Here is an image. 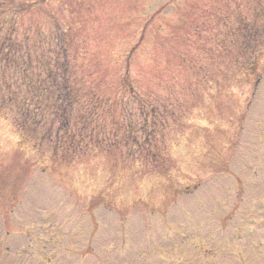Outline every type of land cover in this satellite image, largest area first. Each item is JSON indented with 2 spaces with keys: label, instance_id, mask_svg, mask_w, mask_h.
I'll use <instances>...</instances> for the list:
<instances>
[{
  "label": "rangeland",
  "instance_id": "obj_1",
  "mask_svg": "<svg viewBox=\"0 0 264 264\" xmlns=\"http://www.w3.org/2000/svg\"><path fill=\"white\" fill-rule=\"evenodd\" d=\"M0 264H264V0H0Z\"/></svg>",
  "mask_w": 264,
  "mask_h": 264
},
{
  "label": "trees",
  "instance_id": "obj_2",
  "mask_svg": "<svg viewBox=\"0 0 264 264\" xmlns=\"http://www.w3.org/2000/svg\"><path fill=\"white\" fill-rule=\"evenodd\" d=\"M12 3H14L13 1H12ZM26 6H28V4L27 3H25V2H18V4L15 6V7H17L16 8V13L18 12V13H24L25 11H30V10H32V8H28V7H26ZM57 63L58 62H56V64H55V68H57ZM22 64H24V62H22ZM63 64V62L62 63H60V65L59 66H61ZM28 66H29V68H32V66H31V64L30 63H28ZM65 66H67V62H65ZM56 75V74H55ZM56 77H58V76H56ZM56 77L55 78H52L54 81H51V85L49 86V88L50 89H52V88H55L57 91H58V94L57 93H53V95L52 96H50L49 97V105H46V103H42L41 102V99H36V97H38V96H36L35 97V102H34V104H35V106H36V110L35 111H39V110H41L42 108H47L48 106L49 107H51V110H52V113L53 114H55V115H58V116H60V109L64 112V108L65 107H63L64 105H65V103L66 104H70L71 103V105L70 106H73L74 105V103H75V93L73 92V91H71V88H70V86L69 87H62V86H58V85H56ZM5 78V77H4ZM10 79H11V77H10ZM65 82H66V80H65ZM125 82V81H124ZM41 84H43V83H41ZM125 85V84H124ZM57 86V87H56ZM28 89L29 90H31V84H29L28 85ZM34 89H37V86L35 85L34 86V88H33V90ZM113 103L114 104H116V102H114L113 101ZM110 104H111V100H110ZM48 107V108H49ZM65 114H63L62 116H64ZM21 126V125H20ZM24 131V130H23ZM96 139H95V141H96V144L98 145V146H100L102 143H104V139H102V138H100L99 136H98V133H96ZM20 143H24V141H25V139L27 138V136H26V134L24 133V132H22L20 135ZM112 138H114V140H113V142L111 143V144H114V145H116V143H117V139H116V137H118L119 136V134H118V132L117 131H115V132H113V133H111V135H110ZM72 137H74V134L72 135ZM76 142V140H74V139H72V141H71V143H70V148L71 147H73ZM72 144V145H71ZM69 148V149H70ZM78 148H80V146H79V144H78ZM78 148H74L73 147V149H71L72 150V152H70V157L69 158H65V160H66V162H68V163H71V162H74V161H76V159H77V157L79 156L78 154V152H79V150H78ZM109 148H113L114 149V146H110ZM78 150V151H77ZM154 156H157V157H161V155H158V152L156 151V150H154L153 151V157ZM158 158V159H159ZM166 158H167V156H166ZM156 163H158L159 164V162L157 161ZM112 168H113V166H112ZM113 169H115V166H114V168ZM166 180H168L167 178H166ZM165 183V182H164ZM169 185H170V188H168V190H169V192L170 191H173V194H175V192H176V188H178L177 186H176V184H175V191H174V189H173V185L172 184H170V182L168 183ZM172 187V188H171ZM185 190H186V188H185ZM172 195V194H171ZM171 195H169L170 196V198L172 197ZM92 199H90V205H94V202H93V204H92ZM134 201H137L136 200V198L134 199ZM136 205V204H135ZM134 205V206H135ZM93 207V206H92ZM91 207V208H92ZM94 207H96V205H94Z\"/></svg>",
  "mask_w": 264,
  "mask_h": 264
}]
</instances>
